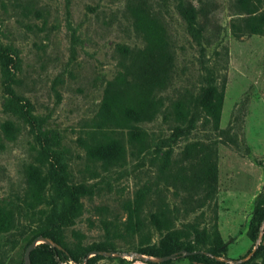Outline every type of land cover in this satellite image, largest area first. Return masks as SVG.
Masks as SVG:
<instances>
[{"label":"rangeland","instance_id":"1","mask_svg":"<svg viewBox=\"0 0 264 264\" xmlns=\"http://www.w3.org/2000/svg\"><path fill=\"white\" fill-rule=\"evenodd\" d=\"M177 1L0 0V53L8 55L6 68L0 58V208L15 217L13 228L0 229V264H19L26 237L44 224L60 227L81 259L96 243L113 249L93 264H146L140 256H149L137 248H165L167 229L154 221L162 213L179 232L171 248L190 244L220 262L181 250L161 260L166 264H264V0H191L206 9L200 43ZM136 4L160 20L174 65L167 84L154 90L155 118L108 131L125 143L124 156L108 164L80 139L92 144L119 46L144 45ZM211 71L217 84L225 82L218 129L200 106ZM5 82L28 101L31 122L13 110ZM7 120L20 128L13 139L1 129ZM191 142L205 147L207 156L194 161L203 156L204 171L180 162ZM42 149L49 160L40 163ZM38 170L47 183L33 199L27 176ZM59 176L86 187L70 225L59 218ZM218 236L223 245L212 254Z\"/></svg>","mask_w":264,"mask_h":264},{"label":"trees","instance_id":"2","mask_svg":"<svg viewBox=\"0 0 264 264\" xmlns=\"http://www.w3.org/2000/svg\"><path fill=\"white\" fill-rule=\"evenodd\" d=\"M204 6V4H196L191 0H178L176 3V9L185 21L188 32L198 43L205 37V27L200 21V16L206 10ZM131 11L135 28L143 34L144 45L141 47L119 46V69L115 77L106 86L104 100L95 119V129L90 136L92 144L85 138L80 139L83 140L82 144L89 153L103 159L108 164L118 161L125 153L124 140L115 137L108 131L121 128L123 125L152 121L158 111L157 101L153 96L154 90L167 84L174 65V55L160 20L151 15L145 5H133ZM0 58L5 60L3 65L6 68L8 55L0 53ZM224 86V81L220 84L215 82L213 71H211L210 84L200 102L202 112L210 117L215 129H218L220 123ZM4 90L10 95V103L16 114L24 121L31 122L28 101L23 103L25 99L18 95L8 82L4 83ZM178 107L180 108L178 112L182 113L183 106L179 104ZM1 129L5 137L13 139L20 128L14 122L7 120ZM133 136L134 131H131L128 134L129 142L132 141ZM204 148L197 142L187 143L180 153V162L185 161L194 164L201 153L204 154ZM204 156L207 155L204 154ZM202 157H200L201 161L198 164H194L195 168L200 164V171L207 169V162L202 160ZM38 159L40 163L48 161V153L43 149L40 150ZM201 180L198 179V182ZM27 181L32 189V198L39 199L47 183V177L38 170L35 175L29 173ZM85 188L82 183H73L66 177H58L57 191L59 197L63 198L64 201L63 209L59 214L62 224L70 225L74 222V214L79 205V196ZM30 207H34L33 201L30 203ZM154 221L157 229H167L166 236L162 241L165 248L158 250L153 247H139L137 248L138 253L159 258L172 255L174 251L180 256V252L183 250L185 257L190 259L205 257L206 262L220 263L205 256L198 247L190 244L182 249L171 248L170 243L178 236V230L168 228V217L164 213L159 218L154 217ZM14 224L13 211L0 208V229L8 231L14 227ZM39 237L49 239L51 243L44 241L33 247L30 252V264H60L64 260L76 264H93L97 259L103 257V253L113 250L103 243H96L86 250L81 259L77 248L72 247L64 238L62 229L49 227L46 224L40 225L33 235L26 237L25 248ZM222 245V239L218 236L216 247L211 250L212 254H217ZM90 251H94L96 254L88 257L85 261ZM145 262L146 264L167 263V261L157 262L154 259H146ZM19 264H25L24 259H21Z\"/></svg>","mask_w":264,"mask_h":264},{"label":"water","instance_id":"3","mask_svg":"<svg viewBox=\"0 0 264 264\" xmlns=\"http://www.w3.org/2000/svg\"><path fill=\"white\" fill-rule=\"evenodd\" d=\"M38 240H40V242L47 241V242L51 243V241H50L49 239H45V238H43V237H39V238L34 239V240H33L29 245H27V247L25 248V252H24V262H25V264H30V252H31V250H32L33 247H35L38 243H40V242H37ZM92 252H94V251H90V252L88 253V255L91 254ZM88 257H89V256H88ZM88 257L85 258V261L87 260ZM140 257H142V258H147V259H152V258H150V257H145V256H143V255H141ZM169 258H173V255H168V256H165V257H159L158 260L161 261V260H165V259H169Z\"/></svg>","mask_w":264,"mask_h":264}]
</instances>
